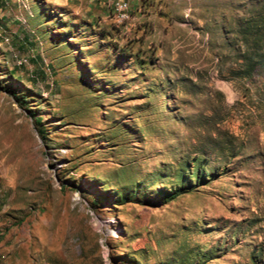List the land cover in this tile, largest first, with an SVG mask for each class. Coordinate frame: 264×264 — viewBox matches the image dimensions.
<instances>
[{"label":"rangeland","instance_id":"rangeland-1","mask_svg":"<svg viewBox=\"0 0 264 264\" xmlns=\"http://www.w3.org/2000/svg\"><path fill=\"white\" fill-rule=\"evenodd\" d=\"M104 3L0 0V264H264V0Z\"/></svg>","mask_w":264,"mask_h":264},{"label":"built area","instance_id":"built-area-1","mask_svg":"<svg viewBox=\"0 0 264 264\" xmlns=\"http://www.w3.org/2000/svg\"><path fill=\"white\" fill-rule=\"evenodd\" d=\"M104 4L109 17L119 22L127 18L129 0H105Z\"/></svg>","mask_w":264,"mask_h":264},{"label":"trees","instance_id":"trees-1","mask_svg":"<svg viewBox=\"0 0 264 264\" xmlns=\"http://www.w3.org/2000/svg\"><path fill=\"white\" fill-rule=\"evenodd\" d=\"M20 100H21V102H23V99H22V97H20ZM35 120V123L36 124H38V121H37V119H34ZM38 132H40V131H38Z\"/></svg>","mask_w":264,"mask_h":264}]
</instances>
